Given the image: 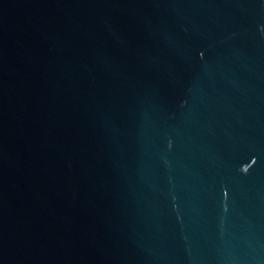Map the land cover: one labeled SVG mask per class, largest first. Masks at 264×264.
Listing matches in <instances>:
<instances>
[{"label": "water", "instance_id": "1", "mask_svg": "<svg viewBox=\"0 0 264 264\" xmlns=\"http://www.w3.org/2000/svg\"><path fill=\"white\" fill-rule=\"evenodd\" d=\"M0 264H264V0H0Z\"/></svg>", "mask_w": 264, "mask_h": 264}]
</instances>
